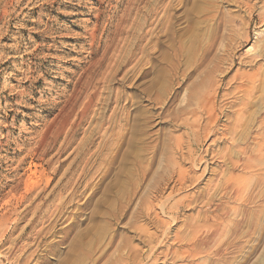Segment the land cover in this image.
Instances as JSON below:
<instances>
[{
	"label": "rangeland",
	"instance_id": "1",
	"mask_svg": "<svg viewBox=\"0 0 264 264\" xmlns=\"http://www.w3.org/2000/svg\"><path fill=\"white\" fill-rule=\"evenodd\" d=\"M263 74L264 0H0V264H264Z\"/></svg>",
	"mask_w": 264,
	"mask_h": 264
},
{
	"label": "bare ground",
	"instance_id": "2",
	"mask_svg": "<svg viewBox=\"0 0 264 264\" xmlns=\"http://www.w3.org/2000/svg\"><path fill=\"white\" fill-rule=\"evenodd\" d=\"M219 60V59H218ZM264 75V74H263ZM254 76H252V74H245L244 77H241L240 78V81H241V84L242 86L236 88V92L238 94H240V99L238 98L237 101L235 102V106L238 108V115H237V118H236V122H235V125L238 126L241 122L240 121V118L242 115H244L245 111H247L248 109V105H249V100L251 101L252 97L254 96V92H255V83H256V80L253 79ZM257 77V76H256ZM256 79V78H255ZM246 84H244V82ZM247 81V82H246ZM250 84V85H249ZM264 85V84H263ZM226 96L228 94H225ZM216 96L214 97L213 100H210V101H204L202 104H201V109H200V113H201V118H200V121L199 122H202V118L203 116H206L207 118V122H206V126H215L218 124V116L222 114V110H219L217 109V105H216ZM222 96V95H221ZM230 96V94H229ZM208 98V97H207ZM251 98V99H250ZM224 99V98H223ZM226 99V97H225ZM260 100V99H259ZM253 101V100H252ZM251 101V103H252ZM228 102V101H227ZM256 104V103H254ZM227 105V104H226ZM260 106V104H259ZM262 106V105H261ZM220 107V106H219ZM221 109V108H220ZM252 109V108H251ZM226 110V109H225ZM237 110V109H236ZM263 110V109H262ZM250 111V110H248ZM247 111V112H248ZM224 112V111H223ZM263 112V111H262ZM198 120V119H197ZM244 122V121H243ZM242 122V124H243ZM199 124V123H198ZM240 126V125H239ZM264 126V125H263ZM205 127V126H204ZM213 128V127H212ZM211 129V128H210ZM209 130V129H208ZM207 131V130H206ZM205 131V132H206ZM208 134V133H207ZM205 135V134H204ZM210 135V134H209ZM223 137V136H222ZM182 171V170H181ZM184 171V170H183ZM180 178V182L183 183L184 180H185V177H184V174H179ZM23 196V195H22ZM171 199V198H170ZM154 203V202H153ZM151 204V203H150ZM149 210V209H148ZM162 232V231H161ZM190 241V240H189Z\"/></svg>",
	"mask_w": 264,
	"mask_h": 264
}]
</instances>
